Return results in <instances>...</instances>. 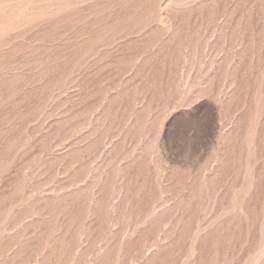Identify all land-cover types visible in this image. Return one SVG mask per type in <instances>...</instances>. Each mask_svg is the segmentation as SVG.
Wrapping results in <instances>:
<instances>
[{
	"label": "rangeland",
	"instance_id": "obj_1",
	"mask_svg": "<svg viewBox=\"0 0 264 264\" xmlns=\"http://www.w3.org/2000/svg\"><path fill=\"white\" fill-rule=\"evenodd\" d=\"M0 264H264V0H0Z\"/></svg>",
	"mask_w": 264,
	"mask_h": 264
}]
</instances>
